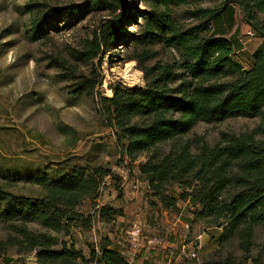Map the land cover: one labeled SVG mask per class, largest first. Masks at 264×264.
Listing matches in <instances>:
<instances>
[{
  "label": "trees",
  "instance_id": "16d2710c",
  "mask_svg": "<svg viewBox=\"0 0 264 264\" xmlns=\"http://www.w3.org/2000/svg\"><path fill=\"white\" fill-rule=\"evenodd\" d=\"M235 1L244 22L264 39V0H227L215 9H200L193 14L199 23L185 28L174 23L171 6H185L189 0H81L66 6L29 0L24 11L31 16L27 35L33 41L44 39L52 29L59 30L66 18L81 22L90 15L108 14L109 19L84 39L80 49H71L73 63L58 57L50 59L49 64L61 71L58 77L72 83L70 94L76 97L96 96L100 74L95 62L102 54L138 40L129 29L133 15L146 20L140 38L143 44L178 50L187 61L182 74L177 73L179 62L175 57L148 65L158 53L144 48L135 59L146 85L136 89L114 87L112 98H101L99 111L125 143L122 152L126 157L134 160L138 155H148L139 167V176L166 210L176 212L179 200L170 193L178 186L181 200L199 206L194 212L198 220L222 227L224 242L238 241L243 258L237 264H264L261 255H252L256 227L264 225V48L252 55L245 70L235 59L233 41L212 30L216 21L225 20V12L231 10L233 17L231 3ZM139 3H146L147 8L142 10ZM75 63L89 65V73L78 76L80 68ZM177 80L179 86L174 87ZM237 116L257 117L262 123L215 147L204 144L199 154L192 152L191 142H177L170 153L160 157L155 153L160 144L187 136L200 122ZM106 176L113 174L101 166L91 171L71 170L53 184L41 175L34 179L39 192L27 196L17 193L16 185L0 183V220L15 232L0 240V260L9 263L10 254L35 253L37 264H131L122 244L108 237H103L99 255L89 246L88 257L64 239L73 228H93L94 216L86 217L77 209L86 199L98 200ZM99 212L104 224L124 215L108 205ZM29 222L37 223L43 233L30 229ZM208 264L234 263L226 260Z\"/></svg>",
  "mask_w": 264,
  "mask_h": 264
},
{
  "label": "rangeland",
  "instance_id": "374dc122",
  "mask_svg": "<svg viewBox=\"0 0 264 264\" xmlns=\"http://www.w3.org/2000/svg\"><path fill=\"white\" fill-rule=\"evenodd\" d=\"M80 1L46 0L54 6ZM189 1L190 4L185 6H171L173 21L179 27L198 24L193 16L196 11L215 9L227 3V0ZM28 2L0 0V183L16 185L15 191L27 196L33 191L39 192L34 182L36 177L46 175L48 183L53 184L71 170L91 171L101 166L110 170L113 176L102 179L98 200L86 199L77 209L86 217L94 216L93 228L87 231L73 228L69 237H63L69 246L74 243L86 257L89 246H93L99 255L102 239L108 237L110 241L122 244L124 255L132 264H208L226 260L239 263L243 253L239 251L238 241L224 242L222 227L198 220L194 212L199 206L181 200L182 190L178 186L170 193L179 200L176 212L163 207L152 195L148 183L139 176V167L148 155H138L134 160L126 157L122 152L125 143L99 111L102 109L101 98H112L114 87L136 89L146 85L143 71L135 59L144 48H152L158 53L157 59L148 65L157 61L169 62L175 57L179 62L177 73L182 74L187 61L175 48L143 44L140 38L144 35L146 20L133 15L129 29L138 40L102 54L95 62L100 74L96 96L76 97L70 94L72 83L58 77L61 71L49 64L50 59L58 57L65 63H73L71 49H80L84 39L92 36L102 21L109 19L108 14L90 15L81 22H69L66 18L59 30L52 29L44 39L33 41L27 35L32 27L31 16L24 11ZM139 7L144 10L147 5L139 3ZM231 7L233 17L231 10L225 12V22L220 24L245 50L255 43L247 36L250 26L244 22L239 2L231 3ZM235 59L245 70L249 68L247 56L237 55ZM76 65L80 68L78 76L89 73L86 63ZM127 68L129 73L126 74ZM179 83L177 80L173 86L177 87ZM261 123L260 118L241 116L218 122L203 121L187 136L160 144L155 153L160 157L170 153L177 142H191L190 149L199 154L204 144L215 147L226 138L257 129ZM197 138L201 139L200 144L194 143ZM106 205L123 211L124 215L115 222L104 224L99 211ZM135 225L141 228L139 242L130 235ZM27 226L39 233L44 231L34 222ZM13 234L10 225L0 220V240ZM198 236H202L203 247L191 260L188 256L194 250ZM252 255L256 258L261 255L264 260V225L256 227ZM7 259L9 263L1 259L0 264H37L35 253L10 254ZM248 264L253 263L249 261Z\"/></svg>",
  "mask_w": 264,
  "mask_h": 264
},
{
  "label": "crops",
  "instance_id": "0c3cea01",
  "mask_svg": "<svg viewBox=\"0 0 264 264\" xmlns=\"http://www.w3.org/2000/svg\"><path fill=\"white\" fill-rule=\"evenodd\" d=\"M222 22H225V20L222 19V20H219V21H216L215 22V24L212 27V30H214V33H216L219 36H223V37H225V38H227L229 40H232L233 43L235 44V55L236 56L237 55L238 56H241V55L247 56V59H249V63L251 64V60H252L251 57H252V55L254 53H256L257 51H259V50H261V49L264 48V39H261V41L259 39H257V38L252 39L250 42H255L254 43L255 45L253 44V45H251L250 47H248V48H246L244 50V48L242 47V45L238 41H236V39H234V37L232 38L231 35H229V34H227V32H225L224 28L220 24ZM215 25H216V28H215ZM258 41H260V42L258 43ZM249 67H250V65H249ZM128 261H130V260L128 259Z\"/></svg>",
  "mask_w": 264,
  "mask_h": 264
},
{
  "label": "built area",
  "instance_id": "2783aa9c",
  "mask_svg": "<svg viewBox=\"0 0 264 264\" xmlns=\"http://www.w3.org/2000/svg\"><path fill=\"white\" fill-rule=\"evenodd\" d=\"M247 36H248L249 40L257 37L256 32L251 27H249L247 30ZM187 229H189V226H187ZM140 234H141V228L139 226L135 225V227H134L132 233H130V235L133 237L134 241L139 242ZM196 239L197 240H196V244L194 246V250L192 252H190L189 256H188V257H190L191 260L192 259L194 260L197 257V255H198L197 252L200 251L203 247L202 236H198ZM130 263L132 264V262H130Z\"/></svg>",
  "mask_w": 264,
  "mask_h": 264
},
{
  "label": "bare ground",
  "instance_id": "6f19581e",
  "mask_svg": "<svg viewBox=\"0 0 264 264\" xmlns=\"http://www.w3.org/2000/svg\"><path fill=\"white\" fill-rule=\"evenodd\" d=\"M129 73V68H127L126 74Z\"/></svg>",
  "mask_w": 264,
  "mask_h": 264
}]
</instances>
